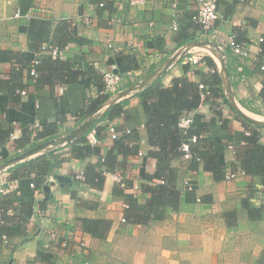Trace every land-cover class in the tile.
<instances>
[{"label": "crops", "instance_id": "1", "mask_svg": "<svg viewBox=\"0 0 264 264\" xmlns=\"http://www.w3.org/2000/svg\"><path fill=\"white\" fill-rule=\"evenodd\" d=\"M217 1L218 35L205 36L193 20L195 0H147L139 5H132L130 0H0V49L24 52L26 58L34 60L41 45L52 42L49 38L42 43L30 40L31 18L48 19L51 32L65 20L79 40L61 48L63 59L81 69L91 67L89 75L76 81L38 87L28 68L14 74L15 60L0 62V77L5 82L0 86V125L12 131L7 143H0V163L46 141L30 138V128L36 123L39 127L53 125V138L74 131L89 116L84 118L82 112L91 99L99 96L97 82L104 84L103 73L107 70L120 72L123 79L115 93L106 91L104 84L103 92L109 97L100 106L145 79L152 84L155 79L161 80L164 87H171L174 79L181 77L199 81L201 73L213 71L204 60L206 56L214 59L222 76L210 45L185 50L190 42L199 40L213 41L225 52L233 103L242 113L264 121V104L259 96L264 83L260 69L264 63V0ZM18 10L20 15L16 16ZM174 22L178 23L176 30ZM232 36L246 44L251 51L249 57L232 52L228 46ZM195 54L202 55L200 64L191 62ZM41 55L51 54L46 50ZM176 55L168 69L158 75L157 71ZM128 71L133 75L129 76ZM54 73L55 70H45V74ZM13 84H19L18 93H26L10 95ZM145 88L122 96L107 110L120 104L118 108L124 112L113 117L105 116L106 112L87 129L86 136L92 127L98 128L99 154L78 156L69 143L27 159L48 165L42 175L45 184L52 183L51 197L39 204L23 232L9 236L7 243L1 240L0 264H264L262 177L247 173L226 179L227 173L243 169L239 157L248 129L257 127L264 141V128L245 119L233 107L224 82L228 102L221 97L210 98L190 111L197 126L206 125L211 149L224 164V177L218 179L205 163L194 168L190 160L179 157L173 161L176 186L184 192L190 189L186 185L189 180L196 199L184 200L178 210L167 209L159 220L144 223L127 218L125 199L114 193V187L121 185L116 175L123 178L125 193L138 195L137 202L143 204L149 194L142 191L140 183L146 173L156 171L158 164L155 153L159 148L150 143L146 130L151 115L143 110L138 94ZM111 125L116 127L118 137L127 130H138L140 140L133 154L127 158L120 155L125 166L106 174L103 185L97 187L83 182L78 175L98 165L100 157L114 146ZM39 155L43 159H36ZM17 164L0 173V188L12 181L14 174L25 170L15 168ZM59 175L71 185L61 187ZM72 191L77 192V198ZM36 196L42 198L44 193ZM3 202H9L11 213L17 215L28 205L27 199H12L0 192V204ZM82 217L107 220L105 237L85 232Z\"/></svg>", "mask_w": 264, "mask_h": 264}, {"label": "trees", "instance_id": "2", "mask_svg": "<svg viewBox=\"0 0 264 264\" xmlns=\"http://www.w3.org/2000/svg\"><path fill=\"white\" fill-rule=\"evenodd\" d=\"M24 11L26 10L24 9ZM50 25L51 22L48 19L32 17L28 29L30 40L42 43L49 38L52 44L54 43L53 45L60 48H63L68 42L79 40L73 31L69 29L70 24L67 21H60L52 32ZM26 55L27 53L24 52L0 49V62L15 60L16 72L14 74L20 73L23 68H28L31 75L33 60L26 58ZM38 59L39 63L34 65L38 75H31L35 80V85L38 87L49 83L54 85L55 82L64 84L73 82L78 80L80 76H86V74L89 75L90 73V66L81 69L63 58L54 59L51 55H39ZM204 60L213 71L201 73V80L193 81L188 79V77L176 78L171 87L162 86L161 80H158L138 93L141 96L143 110L151 115V119L146 123L149 141L154 146H158L159 149L155 153L158 159L156 171L151 174L146 173L140 183L142 191L149 194L145 203H138V195L125 193L124 188L119 183V185L114 187V193L125 199L128 205L126 207V215L132 221L146 223L150 220L162 219L167 209L178 210L184 200L192 201L196 199L194 192L190 189L182 192L177 188V170L173 165L175 159L183 157L182 144L189 141V138L193 135H198L199 138L196 142L190 143L191 150L196 156L190 160L191 166L195 168L200 163H205V166L212 170L218 179L224 177V164L220 162L219 156L214 149H211L212 144L209 142L206 125L197 126L196 117H194L195 121L187 131L179 128L181 117L190 114V111L198 108L201 103L200 83H203L209 92L206 101L210 98L221 97L225 102H228L223 89L222 76L216 62L211 56H206ZM259 63L262 62L260 61ZM46 68L55 70V73L45 74ZM261 70L264 73V69ZM97 77L100 79L99 75ZM4 83L0 77V86ZM97 84L99 96L88 102L87 107L82 112L84 118L96 111L100 104L109 97V94L103 92L104 84L100 83V81ZM18 87L19 84H13L10 87V95H19L20 93L16 91ZM259 96L264 104V83ZM119 106L120 104L113 106L105 116L113 117L124 112L122 107L118 108ZM243 120L248 126L251 125L245 119ZM52 126L31 127V137H29L36 141L43 138H45L43 141L53 138L56 136V129L52 128ZM11 132L10 129H3L0 125V143L2 145L7 143ZM261 137L262 135L257 127L248 129V134L245 136L244 151L239 159L246 173L260 175L264 184V141L261 140ZM139 140L140 134L138 130H130L122 137H117L114 146L107 151L105 156L100 157L98 165L93 166L92 169L87 167L84 170L85 179L83 182L101 187L104 183L105 172H112L118 167H124L125 160L121 161L119 159L120 155L127 158L129 154H133V148ZM68 146H71L74 153L78 154V156L99 154L100 152L99 145L89 144L86 135H83L79 140ZM42 155H39L36 159H43L44 156ZM197 157L200 160H197ZM47 167L46 162L37 164L36 160H26L15 166V168L25 170L22 173L14 174V179L12 180H18L17 189L5 194L11 195L12 199H27L28 205L17 215L16 213H11L9 202L0 204V243L1 240L3 242V234H6L9 238V236L23 232L24 225L37 213L39 204L43 205L47 202V200H42V198H37L36 196L37 190L43 192L46 182H44V175L42 174L47 171ZM72 195L77 198L76 191H72ZM80 221L82 229L94 237L103 238L108 231V221L105 219L82 217Z\"/></svg>", "mask_w": 264, "mask_h": 264}, {"label": "built area", "instance_id": "3", "mask_svg": "<svg viewBox=\"0 0 264 264\" xmlns=\"http://www.w3.org/2000/svg\"><path fill=\"white\" fill-rule=\"evenodd\" d=\"M197 3V9H196V13L193 16L194 21L200 25L201 30L203 32V34L205 36H210V35H214L217 36L218 35V29L216 27V22L217 19L220 16L219 13V7H218V1L217 0H195ZM147 2V0H130V3L132 5H139V4H145ZM103 5V3L101 4ZM20 15V10L17 11L16 16ZM173 29L176 30L178 29V23L174 22L173 23ZM260 41H263V38L259 39ZM228 46L231 48L232 52L237 55L238 57H242V58H246L250 56V49L246 46V44L244 42H241L239 40H237L235 38V36H232L228 39ZM49 50L51 56L56 59V58H64L63 55V50L53 44H47V43H43L40 47V50L37 53V57L33 60L32 64H33V68L31 70V74L34 76H37V70L35 69L34 65L39 63V55H41V53L43 51ZM190 60L193 64H200L202 61V55L201 54H195L192 55L190 57ZM261 69H264V65H261ZM129 76L133 75V71H128L127 72ZM123 79V75L118 72V71H114V70H107L103 73V80H104V84H105V89L106 91L110 92V93H115L120 86V83ZM199 88L201 89V103L199 105L202 106V104L206 101L209 92L207 90V87L203 84L200 83L199 84ZM20 93L25 94L26 90H22L20 91ZM195 116L193 114H188V115H184L181 117L180 121H179V128L187 131L194 123L195 121ZM39 127V123H36L35 128ZM110 133H111V137L112 138H117L118 137V131L116 129V127L114 125H111L110 128ZM128 132L130 130H127ZM87 142L91 145H99L100 144V139L98 137V128L97 127H92L88 133H87ZM199 136L198 135H193L189 138V141L184 142L182 144V151L184 152L183 154V158L187 161L193 159L194 157H196L192 150H191V146L190 143L192 142H196L198 140ZM141 154V153H140ZM197 160H200L199 157H197ZM108 173H114V172H105V175ZM247 174L246 171L244 169L240 170V171H231L229 173L226 174V179H234L236 177H238L239 175H245ZM116 177L118 178V181L121 183L122 187H125V183L123 178L117 174ZM78 178L81 179L82 181L85 179L84 177V171H82L79 175ZM33 185V184H32ZM186 185L188 188H192L191 182L189 180L186 181ZM18 187V180H12L10 182L7 183L6 186L1 187L0 188V192L1 193H6V192H10L12 190L17 189ZM40 193V191H36V195H38ZM127 203H126V207H127ZM123 221H126V218H122ZM2 239L5 243H7L9 241V238L7 237L6 234H3ZM65 244V243H64ZM86 264H91L90 262H86Z\"/></svg>", "mask_w": 264, "mask_h": 264}, {"label": "water", "instance_id": "4", "mask_svg": "<svg viewBox=\"0 0 264 264\" xmlns=\"http://www.w3.org/2000/svg\"><path fill=\"white\" fill-rule=\"evenodd\" d=\"M195 45H203V46L210 45V47H209L210 51L219 60L220 70L222 72V78H223L222 80H223L225 86L227 87L228 95L230 97V100H231L233 107L240 114H242L245 119H247L248 121H250L251 123H254L255 125H257L259 127L264 128V121L254 119V118L242 113V111L238 108V106L233 103L234 100L232 99L231 85H230V81H229V73H228V69H227V65H226V61H225V52L220 48V46L217 43L210 41V40H199V41L190 42L186 46L185 50L188 51L192 47H194ZM176 58H177V55L174 56L173 58H171L166 63L165 67L161 71H157V72H159L158 75H161L162 73H164ZM149 81L150 80L145 79L143 81H140V82L134 84L128 90L116 93L115 95H113L109 99V101L107 103L98 107L96 110L97 112L94 111L95 113L93 112L91 115H89L87 118H85L82 121V123L71 133H69L67 135H62L58 138L48 139V140L40 143L39 145H37L35 147L29 148L25 151H22L21 153L11 157L10 159L3 161L2 163H0V173L4 170L8 169L9 167L19 163V162H23V161H25V160H27V159L35 156V155L41 154L45 150H51V149H54L56 147L63 146L65 144H69V143L77 141L79 138H81L86 133L87 129L91 125L95 124L107 112L109 107L112 106L116 102V100H118L122 96L130 93L131 91L143 89L146 86L151 85L152 83ZM155 81H156V79H155ZM57 180H58V183L60 184L61 187L71 185V183L68 182L67 179L61 175H59L57 177ZM51 186H52V183H47L44 185V187H43L44 196L42 197V200L50 199V197H51Z\"/></svg>", "mask_w": 264, "mask_h": 264}]
</instances>
